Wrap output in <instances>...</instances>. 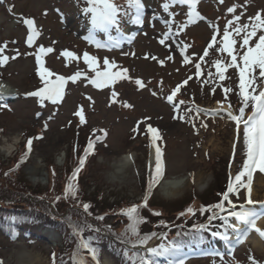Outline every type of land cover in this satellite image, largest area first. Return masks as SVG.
Segmentation results:
<instances>
[{"label": "rangeland", "instance_id": "374dc122", "mask_svg": "<svg viewBox=\"0 0 264 264\" xmlns=\"http://www.w3.org/2000/svg\"><path fill=\"white\" fill-rule=\"evenodd\" d=\"M113 2L123 9L124 0ZM163 2L142 0L143 23H132L129 17L124 18L120 33L115 29L109 32L116 39L123 35L132 38L106 50L99 44L104 38L103 30L95 38L89 36L85 18L75 11L85 5L82 0H0V46L7 45L3 55L10 57L0 66V81L17 91L7 104L0 106V163L3 169L9 166V157L18 142L22 143L28 136L32 138V151L16 176L31 187L46 191L52 188L55 192L50 185L53 176L50 169L57 174L54 176L57 186L63 169L75 162L72 145L76 144V149H80L78 142L82 143L81 157L88 142L92 141V153L79 174L84 192L96 194L109 203L138 202L154 172L156 152L152 144L160 142L164 149L161 153L162 175L158 183H154L152 202L158 204L157 208L164 204V211L158 213L169 220L172 213L167 209L172 203L176 202V209H180L192 194H206L211 188L208 185H212L215 178L221 186L226 173L227 177L235 178L246 159L243 123L237 127L227 115L228 112L239 115L242 106V103L239 107L229 105V102L238 104L237 99L241 100L236 95L238 69L227 67L225 79L221 81L214 61L220 60L222 65L231 61L227 53L219 51L228 21L240 16L238 22L234 21V27L250 24L249 18L258 12L264 18V0H198L196 11L201 19L187 24L183 30L180 25L187 21L188 6L170 3L169 10L165 11ZM233 5L236 11L227 12ZM122 17L123 13L119 18ZM25 18L34 21L33 31L37 33L31 45L27 43L29 28L23 22ZM166 20L171 23L166 24ZM232 27L229 31L230 38L235 41L234 50H239L242 55L244 49H239V45L244 33L237 35ZM165 32H168V39L162 44L160 40L164 39ZM214 34L215 41L212 40ZM260 34L253 37L250 45ZM210 43L212 48H208ZM40 47H50L53 51L39 53ZM205 49H208L207 56ZM65 50L74 56H63ZM85 53L96 59L93 65L96 70L104 71V60L107 59V70L121 75L103 87H96L91 83L95 72L85 62ZM37 54L42 66L52 73L43 80L37 73ZM169 56L172 58L168 59ZM237 60L240 63L239 57ZM196 64H200L199 76L196 75ZM77 72L81 75L75 82L68 79ZM255 75L258 77L257 91L264 90V78H259L258 69ZM58 77H64L65 82L55 103L46 95H29L42 85L56 87ZM137 80L142 86L136 84ZM224 85L232 89L226 99L221 96ZM174 90L176 94L169 102L167 97ZM190 99L195 102L190 104ZM77 112L83 116V122ZM251 112L249 105L244 119ZM149 126L157 130L158 138L148 131ZM239 154L243 155V160L238 165ZM123 155L128 158L119 166ZM11 177L0 179V195L5 193V185ZM173 178H183L184 184L174 196L166 198L163 194L165 181ZM236 192L237 198H233L236 211L241 210V204L245 207L264 205V173L257 170L253 174L250 195L255 203L245 202V188ZM210 194L207 201L215 199V192ZM181 199L184 202L178 207ZM50 206L53 213L54 206ZM232 210L229 208L224 213L229 224L235 221L228 216ZM40 224L33 228L42 238L34 235L25 238L20 234L10 240L0 231L2 264H52L50 252L60 247L62 236L56 234L54 228ZM256 227L264 230V213L257 216ZM226 237L227 253L235 259L232 263L227 258L215 259L211 248L204 256L190 253L184 264H252L250 257L257 264H264V238L255 230L244 226V240L240 243L232 242L235 238L232 229ZM161 244L168 246L154 237L150 246ZM100 261L101 264H116L114 255L107 248L101 252Z\"/></svg>", "mask_w": 264, "mask_h": 264}, {"label": "trees", "instance_id": "16d2710c", "mask_svg": "<svg viewBox=\"0 0 264 264\" xmlns=\"http://www.w3.org/2000/svg\"><path fill=\"white\" fill-rule=\"evenodd\" d=\"M82 3L85 5H80L75 11L82 13L81 15L86 16L90 22V14L84 11L88 4L86 0H82ZM224 88H226L225 85L221 87L223 92H221V96L226 99L227 95L223 91ZM238 92L237 87L236 95L239 97ZM237 100L240 101L238 104L232 101L229 102V105L239 107L242 102L240 99ZM194 101L195 99H190V104ZM26 144L27 142L20 147L16 155L10 160L9 166L3 169L0 163V179L8 180L12 176L11 181L5 185L7 187L5 193L0 195V231L10 240H15L20 234L25 238L32 235L42 238L41 234L35 232L33 228V226L38 227L40 223L54 228L62 236H60L62 246L50 253L52 264H73L74 260H83L84 264H99L100 254L104 248H107L114 255L116 264H139V255H144L146 251L132 247L136 243L137 237L131 233L126 234L125 230L129 225V219L122 212L132 205H140L142 201L109 203L104 201L105 199L103 200L102 197H96V194H86L80 182L79 174L82 171L76 173L75 177L72 178L75 162H70L69 166L63 169V175L57 186L54 184V176L56 177L57 174L54 169H50L53 174L50 185L56 190L55 192L52 188H48V192L45 188L31 187L26 181L16 176L22 164L27 161ZM78 145L80 146L81 143L78 142ZM72 150L75 159H77L80 149H76L75 146ZM242 158L243 155L239 154L238 165ZM70 173H72L71 179L69 178L68 183H66L65 180ZM230 179L233 180L234 177ZM230 179L226 173L225 181L221 186L215 178L212 185H208V188H211H207L206 194L200 196L192 194L185 200L184 206L180 209H176V202L169 205L167 210L172 213L170 220L163 215L153 214L161 212V210L164 211L162 209L163 203L159 204L160 209L157 208V203L152 202L153 184L148 191L147 207L138 210L139 216L146 220L145 223L139 225V235L143 237L147 234L150 237L145 245L157 237L167 244L175 242L187 251L198 252L210 248L211 244L217 242L219 238V236L212 234L214 232L222 234L227 230L225 218L221 217V214L231 207L223 197ZM69 184L76 190L75 198L70 192L67 197L65 196V188ZM212 191L215 192V199L207 201L211 197L210 192ZM236 193V191L229 193L228 200H231L232 196L236 197ZM57 197L60 198L57 199ZM183 199L177 203V206ZM218 203L223 204V211L214 207ZM48 204L54 206L55 211L53 213ZM84 204L89 205L87 211L84 210ZM189 207L193 209L194 214L186 212ZM201 207H204L205 211L201 212ZM181 213L184 215H180ZM210 216L214 218L209 220ZM97 217H103V219H97ZM206 220L209 222L205 223ZM201 225H205V227L202 229L200 228ZM81 243H87L94 249L95 258L89 250L80 247ZM136 253L139 255H134ZM156 259L157 264H160L159 259ZM233 260L235 261V259Z\"/></svg>", "mask_w": 264, "mask_h": 264}, {"label": "snow or ice", "instance_id": "6c2138e0", "mask_svg": "<svg viewBox=\"0 0 264 264\" xmlns=\"http://www.w3.org/2000/svg\"><path fill=\"white\" fill-rule=\"evenodd\" d=\"M88 7L84 9L85 12L90 13V22L94 28H98L101 30H106L109 26H118L119 24V16L121 13L123 15L128 16L132 23L142 24L143 23V10L144 5L142 0H127L126 7L124 9L118 8L113 0H86ZM178 2L181 5L188 6L187 12V21L184 24L180 25V30H183L187 24L194 23L197 19H201L200 13L196 11V5L198 0H164L162 3V8L165 11L169 10L170 3ZM223 2V0H221ZM236 11V6L233 5L227 9V12L234 13ZM171 15V14H170ZM240 20V16H234V20L228 21L224 30H223V46L219 49V51L227 53V56L231 58V61L227 65H222L220 60L214 61L215 67L217 69V73L219 75V79L223 81L225 79V71L227 67H235L238 69V95L241 98L242 106L239 109V115H233L232 112H228V117L235 121L237 127L243 123V134L244 141L246 145V159L243 162V166L241 170L236 174L234 181L230 179L227 191L223 194L224 200L228 201V204L233 209L228 213L229 217H233L235 221L244 225L249 230H255L262 238H264V230H261L256 227V218L257 213L245 208L243 204H241L240 211H236V206L232 204L231 200H228L229 193H233L234 191H238L239 188H245L247 190V195L245 197V202L249 205L255 203L251 199V184L253 174L259 170V172L264 173V90L257 91L256 80L257 76L255 75V71L259 70V78H264V18H262L261 14L258 12L254 17H250V24H244L243 26H233L234 21L238 22ZM24 24H26L29 28V34L27 36V43L31 45L33 42V36L36 35L33 31L34 21L30 18H25L23 20ZM166 24H170V20L165 21ZM232 27V31L239 35L241 32L244 33L242 37V42L239 45V49H244L243 54H240L239 50H234L235 41L230 38L229 28ZM215 32V29H214ZM261 34L258 38L250 45V41H252L253 37L257 36V33ZM164 39L160 40V43H164L165 39H168V32L163 34ZM212 40H216V35L214 34ZM100 46V45H98ZM7 45L0 46V66L7 62L10 57L3 55L4 49ZM208 48H212V44L208 45ZM52 48H44L40 47L39 53L52 52ZM182 54H183V50ZM235 53V54H234ZM19 53H17L18 55ZM62 55L65 57H73L74 54L70 51L65 50L62 52ZM204 55H208V49H205ZM239 57V62L237 58ZM14 59L15 57H11ZM172 57L169 56L168 59ZM203 59V57H200ZM84 60L88 63L89 67L95 72V78L91 80V83L96 87H103L109 83H111L114 79L119 77L121 73L119 72H109L107 70V66L109 65V61L107 59L104 60L105 70L98 71L93 68V65L96 64V59L94 57H90L87 53L84 54ZM37 73L43 80L46 76H51L52 73L44 68L41 64L40 55L36 56ZM185 63H187V58H185ZM79 72L75 73L73 76L69 77L73 82L80 76ZM196 75H200V64H196ZM58 85L56 87H45L34 93H29V95H35L38 97L47 96L53 103H55L59 97L61 96V88L63 83L65 82L64 77H58ZM184 83H187L185 81ZM137 85H141V81H136ZM179 88V85L177 86ZM251 89V91H249ZM224 93L232 91L231 88H224ZM176 94V90L172 92L171 95L167 97L168 101L171 102L173 97ZM252 108L251 114L244 119L245 109L249 107ZM77 115H81L79 112ZM182 119V117H181ZM81 121L83 122V116L81 115ZM148 131L153 134L154 137L158 138L157 130L149 126ZM39 138V137H38ZM32 138H29L26 144V148L28 151L31 150ZM93 147L92 142L90 141L87 148L85 149V154L88 153L89 149ZM26 155V154H25ZM161 150L159 147L156 148V157H155V172L152 176V179L149 182L148 188L149 190L152 188L153 183H155L158 178L162 175V158H161ZM84 164V157L80 158L79 165L82 167ZM79 171V167L73 171L72 178L75 177L76 173ZM247 177V180L244 178ZM71 179V178H70ZM235 185V187H234ZM71 193L72 197L75 198L76 190L75 188L69 184L65 188V196L67 197L68 193ZM60 197H57L59 199ZM148 195L145 194L143 197V201L140 205H132L128 209L122 212L123 215H126L129 219V225L126 228V234L131 233L133 236L137 237L136 243L132 245V247L143 246L146 244L147 240L150 238L149 235H144L141 237L139 235V225L145 223V218L139 216V208L147 207ZM84 210L87 211L89 208L88 204L83 205ZM214 207L223 211V204L218 203L214 205ZM201 212L205 211L204 207H201ZM187 213H193V209L191 207L186 209ZM154 215H159V213H153ZM194 214V213H193ZM180 215H184L181 213ZM214 217L210 216L209 220ZM97 219H103V217H97ZM225 224L227 227H232L234 230L236 226L233 224H229L227 219H225ZM205 225H201L200 228H204ZM79 229L77 228V231ZM154 235V234H153ZM213 236H220L221 233L214 232ZM227 239L226 236L223 237ZM81 248L89 250L93 257L95 258L94 249L90 247L87 243H81ZM175 242L172 244L165 246L161 244L158 247H149L146 249V253L144 255H139L138 253L134 255H139V264H157V259L159 257H167L174 255L173 249L178 248ZM252 260V264H257L254 258L250 257ZM73 264H84L83 260L73 261ZM171 264V261H169ZM182 264V262H180Z\"/></svg>", "mask_w": 264, "mask_h": 264}, {"label": "bare ground", "instance_id": "6f19581e", "mask_svg": "<svg viewBox=\"0 0 264 264\" xmlns=\"http://www.w3.org/2000/svg\"><path fill=\"white\" fill-rule=\"evenodd\" d=\"M12 92H15V90L9 84H7L6 82L0 81V97L3 94H8V95L12 94ZM225 108H228L230 110V108L228 106H225ZM152 145H153V151L155 152L157 145L155 143H153ZM127 158H128L127 155H123L121 161L119 160L120 161V163H118L119 166L121 164L123 165V162H124L123 160H126ZM183 184H184L183 178H175V179L173 178L171 181H165V187L164 188H166V190L164 191L163 194L165 195L166 198H170V197L175 195L174 193H176L178 191V188H181ZM245 208L256 212L257 216L259 214L264 213V205H251V206H247ZM233 225H235L236 229H238V230H234L232 228V230L235 233L236 239L239 240V239L243 238L244 225L238 223L237 221H234ZM227 241H229V240H227ZM254 243L257 245L259 244V242L257 240H254Z\"/></svg>", "mask_w": 264, "mask_h": 264}]
</instances>
